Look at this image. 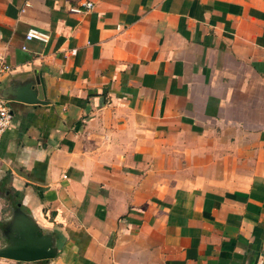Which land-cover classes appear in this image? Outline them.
<instances>
[{
	"label": "crops",
	"instance_id": "crops-1",
	"mask_svg": "<svg viewBox=\"0 0 264 264\" xmlns=\"http://www.w3.org/2000/svg\"><path fill=\"white\" fill-rule=\"evenodd\" d=\"M0 56V248L58 245L0 264H264V0H0Z\"/></svg>",
	"mask_w": 264,
	"mask_h": 264
},
{
	"label": "water",
	"instance_id": "water-1",
	"mask_svg": "<svg viewBox=\"0 0 264 264\" xmlns=\"http://www.w3.org/2000/svg\"><path fill=\"white\" fill-rule=\"evenodd\" d=\"M0 97L29 105H46L43 96L29 87L17 93L16 98H10L5 90L0 92ZM6 226L4 235L7 243L0 248V258L18 262H37L57 257L58 245L55 236L42 231L32 216L21 208V204L14 210Z\"/></svg>",
	"mask_w": 264,
	"mask_h": 264
},
{
	"label": "built area",
	"instance_id": "built-area-1",
	"mask_svg": "<svg viewBox=\"0 0 264 264\" xmlns=\"http://www.w3.org/2000/svg\"><path fill=\"white\" fill-rule=\"evenodd\" d=\"M87 9H92L93 4L87 3ZM74 13H79L80 10L77 8L72 9ZM27 41L38 40L42 42H48L49 35L41 30L36 28H31L27 35ZM13 71V68L6 62L5 58L0 56V85L3 82V79ZM11 103L8 100H5L0 97V142L4 134L11 128L14 120V112L11 108Z\"/></svg>",
	"mask_w": 264,
	"mask_h": 264
},
{
	"label": "trees",
	"instance_id": "trees-1",
	"mask_svg": "<svg viewBox=\"0 0 264 264\" xmlns=\"http://www.w3.org/2000/svg\"><path fill=\"white\" fill-rule=\"evenodd\" d=\"M18 196L20 195L19 193H16ZM18 205V204H17Z\"/></svg>",
	"mask_w": 264,
	"mask_h": 264
},
{
	"label": "rangeland",
	"instance_id": "rangeland-1",
	"mask_svg": "<svg viewBox=\"0 0 264 264\" xmlns=\"http://www.w3.org/2000/svg\"><path fill=\"white\" fill-rule=\"evenodd\" d=\"M10 210V208H8Z\"/></svg>",
	"mask_w": 264,
	"mask_h": 264
}]
</instances>
